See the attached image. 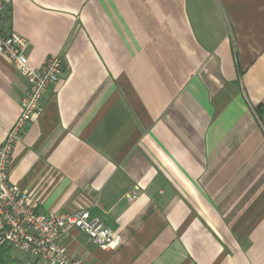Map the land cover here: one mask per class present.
<instances>
[{"label":"crops","instance_id":"obj_1","mask_svg":"<svg viewBox=\"0 0 264 264\" xmlns=\"http://www.w3.org/2000/svg\"><path fill=\"white\" fill-rule=\"evenodd\" d=\"M3 1L27 65L65 64L8 181L36 212L87 210L119 239L104 250L72 229L68 252L264 264V0ZM28 86L0 56V145Z\"/></svg>","mask_w":264,"mask_h":264},{"label":"built area","instance_id":"obj_2","mask_svg":"<svg viewBox=\"0 0 264 264\" xmlns=\"http://www.w3.org/2000/svg\"><path fill=\"white\" fill-rule=\"evenodd\" d=\"M9 2L0 0V56L28 81V90L20 102V114L0 145V252L8 248L21 252L29 264H83L62 244L70 230L76 229L104 250L113 249L119 239L104 224L91 218L87 210L72 213H38L28 199L8 181L11 154L21 140L27 124L40 113V103L51 86L61 80L65 70L59 56H49L39 68L27 65L25 52L28 42L7 31L6 15ZM129 200L135 194L128 196Z\"/></svg>","mask_w":264,"mask_h":264},{"label":"rangeland","instance_id":"obj_3","mask_svg":"<svg viewBox=\"0 0 264 264\" xmlns=\"http://www.w3.org/2000/svg\"><path fill=\"white\" fill-rule=\"evenodd\" d=\"M11 259L12 261L8 264H17L19 261H25V262H29L30 259L23 253L21 252H11Z\"/></svg>","mask_w":264,"mask_h":264},{"label":"trees","instance_id":"obj_4","mask_svg":"<svg viewBox=\"0 0 264 264\" xmlns=\"http://www.w3.org/2000/svg\"><path fill=\"white\" fill-rule=\"evenodd\" d=\"M12 261L11 251L6 248L0 252V264H8Z\"/></svg>","mask_w":264,"mask_h":264}]
</instances>
